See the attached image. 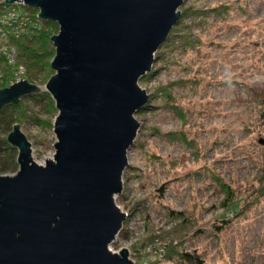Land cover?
Returning a JSON list of instances; mask_svg holds the SVG:
<instances>
[{
	"label": "rangeland",
	"instance_id": "374dc122",
	"mask_svg": "<svg viewBox=\"0 0 264 264\" xmlns=\"http://www.w3.org/2000/svg\"><path fill=\"white\" fill-rule=\"evenodd\" d=\"M182 8L183 37L160 48L138 82L149 101L134 116L139 129L115 197L128 215L126 237L108 249L128 250L134 264H188L181 254L191 264H264V0H186ZM2 57L7 88L18 68ZM25 74L46 93L51 77ZM17 104L25 118L14 125L43 166L55 154V118L42 99ZM16 117L8 109L1 118L0 148ZM17 171L16 163L0 177Z\"/></svg>",
	"mask_w": 264,
	"mask_h": 264
},
{
	"label": "water",
	"instance_id": "95a60500",
	"mask_svg": "<svg viewBox=\"0 0 264 264\" xmlns=\"http://www.w3.org/2000/svg\"><path fill=\"white\" fill-rule=\"evenodd\" d=\"M186 0H4L53 22V160L33 162L20 127L6 138L18 171L0 177V264H134L108 247L128 216L115 204L127 152L149 97L138 82L180 20ZM21 80L0 89V112L40 93ZM264 145V141H260Z\"/></svg>",
	"mask_w": 264,
	"mask_h": 264
},
{
	"label": "trees",
	"instance_id": "16d2710c",
	"mask_svg": "<svg viewBox=\"0 0 264 264\" xmlns=\"http://www.w3.org/2000/svg\"><path fill=\"white\" fill-rule=\"evenodd\" d=\"M9 7L4 3H0V19L3 15L4 10ZM183 7V6H182ZM181 7V8H182ZM32 13L37 14L36 10L28 8ZM181 13L180 20L178 21L177 25L172 29L171 33L169 34L166 42L161 46V48L166 45H169L173 42V40L180 36L179 31L181 29V19L187 14V10L179 9ZM219 9L214 10L218 12ZM58 33V27L53 22H46L41 21V29L38 32L30 33L27 36H21L20 38L15 37H8L7 42L10 47L14 48L16 51V58L14 66L16 68H23L24 74L26 75V79L33 78L39 75L45 77L52 76V70L50 68L51 61L55 55V50L52 44V37ZM175 43V42H173ZM158 52V51H157ZM157 54V53H156ZM155 54V55H156ZM3 60L5 57H2ZM26 71V72H25ZM0 87L5 88L6 83H0ZM28 100H34L39 102L41 99L47 102V113L52 117L55 118L57 115V111L55 110L54 102L52 101L51 97L47 93H38L35 95L24 97ZM21 102V100L19 101ZM21 104H10L6 106L0 112V120L4 117L5 112L10 109L14 113L20 115V117L13 118L12 123L13 125L17 123V120H21L25 118V112L20 111ZM11 120L8 122L10 123ZM33 121H38L33 119ZM10 125V124H9ZM3 147L0 148V173L6 174L7 172L14 170L16 168V154L13 148L9 147L5 140L1 142ZM228 207V205L224 206ZM233 213V212H232ZM234 214V213H233ZM123 224V230L118 234L122 237H126V229ZM164 253V251H163ZM182 263H192V257L188 254H181L179 257Z\"/></svg>",
	"mask_w": 264,
	"mask_h": 264
},
{
	"label": "built area",
	"instance_id": "2783aa9c",
	"mask_svg": "<svg viewBox=\"0 0 264 264\" xmlns=\"http://www.w3.org/2000/svg\"><path fill=\"white\" fill-rule=\"evenodd\" d=\"M37 15L38 12L37 14L32 13L23 4H14L7 7L0 19V41L7 39L9 36L20 38L21 36L38 32L41 29V20ZM0 53L6 57V61L9 64H14L15 50L0 44ZM21 74H23V69L18 68L16 72L18 78H16L15 82L22 80ZM125 214L127 215V213ZM150 247L154 248V245ZM146 250L147 253L150 252V249L147 248Z\"/></svg>",
	"mask_w": 264,
	"mask_h": 264
},
{
	"label": "bare ground",
	"instance_id": "6f19581e",
	"mask_svg": "<svg viewBox=\"0 0 264 264\" xmlns=\"http://www.w3.org/2000/svg\"><path fill=\"white\" fill-rule=\"evenodd\" d=\"M50 160V159H49Z\"/></svg>",
	"mask_w": 264,
	"mask_h": 264
}]
</instances>
